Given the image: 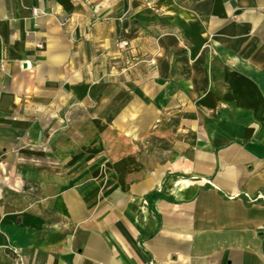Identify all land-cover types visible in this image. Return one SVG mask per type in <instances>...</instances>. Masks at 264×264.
<instances>
[{
	"label": "crops",
	"instance_id": "1",
	"mask_svg": "<svg viewBox=\"0 0 264 264\" xmlns=\"http://www.w3.org/2000/svg\"><path fill=\"white\" fill-rule=\"evenodd\" d=\"M0 249L264 264V0H0Z\"/></svg>",
	"mask_w": 264,
	"mask_h": 264
},
{
	"label": "rangeland",
	"instance_id": "2",
	"mask_svg": "<svg viewBox=\"0 0 264 264\" xmlns=\"http://www.w3.org/2000/svg\"><path fill=\"white\" fill-rule=\"evenodd\" d=\"M0 264H21L18 261V257L16 254H12L9 257L6 256V252L2 249H0Z\"/></svg>",
	"mask_w": 264,
	"mask_h": 264
},
{
	"label": "built area",
	"instance_id": "3",
	"mask_svg": "<svg viewBox=\"0 0 264 264\" xmlns=\"http://www.w3.org/2000/svg\"><path fill=\"white\" fill-rule=\"evenodd\" d=\"M37 12H38L37 10H35V9L33 10V14H34V15H36ZM66 22H67V19H63L62 21H60V24H61V25H65ZM121 46H123V44H121Z\"/></svg>",
	"mask_w": 264,
	"mask_h": 264
}]
</instances>
